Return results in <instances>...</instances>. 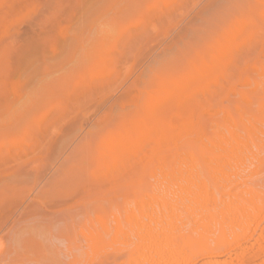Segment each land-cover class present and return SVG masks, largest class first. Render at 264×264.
I'll return each mask as SVG.
<instances>
[{
	"label": "rangeland",
	"instance_id": "obj_1",
	"mask_svg": "<svg viewBox=\"0 0 264 264\" xmlns=\"http://www.w3.org/2000/svg\"><path fill=\"white\" fill-rule=\"evenodd\" d=\"M191 195L264 264V0H0V264H150Z\"/></svg>",
	"mask_w": 264,
	"mask_h": 264
},
{
	"label": "bare ground",
	"instance_id": "obj_2",
	"mask_svg": "<svg viewBox=\"0 0 264 264\" xmlns=\"http://www.w3.org/2000/svg\"><path fill=\"white\" fill-rule=\"evenodd\" d=\"M208 63H209V61H208ZM208 63H206L207 66H208ZM212 63L214 64V62H211V64ZM206 64H203V66ZM203 66H202V69L200 70L201 72L205 71V69L203 70ZM211 68H213V66ZM207 72H208V70H207ZM202 74H204V73H202ZM193 75L194 74L192 72L191 76H193ZM174 77H175V74H174ZM189 77H188V79L186 78L185 80L183 77L180 80L184 81V85L186 83V86H187V83L189 82ZM180 78H181V76H180ZM176 80H177V77H176ZM186 80L188 82H186ZM192 80H193V78L191 79V81ZM166 81H169V80H166ZM169 84H171V83H169ZM177 84H178L177 85L178 88H180V87L183 88V86H181V84L179 85V80H178ZM174 85L175 84L173 83V86ZM188 85H190V84H188ZM169 87L172 90L171 85ZM173 88H177V87H173ZM169 91H167V93ZM165 96H166V92H165ZM143 126H142V128H143ZM168 126H169V124H168ZM170 126H171V124H170ZM155 127L158 128L156 126V124H155ZM185 127H187V126L185 125ZM142 128L140 127V129H142ZM149 129L150 128H148V130ZM144 132L145 131H143V134H144ZM159 132H160V129H159ZM153 133L155 134V132H153ZM156 134H158L157 131H156ZM212 137H214V136H212ZM137 138L138 137H136V139ZM141 139L142 138L139 137L137 140H135V143H134V138H133V141H131L129 138L119 135L118 137H116V136L114 137L113 142L118 146H123L127 149H129L131 147L130 149H133L136 147V144ZM197 139L200 140L199 137ZM202 139H203V137H202ZM133 143H134V145H133ZM200 144H201V142H200ZM211 147H213V146H211ZM214 152L215 151H213V153ZM203 157H204V160L207 159V158L205 159L204 155H203ZM214 159H215V157H214ZM202 192H204V190ZM208 199H212V198L207 197L206 202H202L203 199L196 197V195H191V197L189 199V203L186 204L184 207L185 212L187 214H189L188 217L191 216L190 218H192V220H194V222H193L194 224H191L190 228H188V227L183 228L181 225H179L180 228L175 226V223L178 222V220L176 221L177 216L172 211H169V213H167V214L165 212L162 213L161 216L162 217L164 216L165 219L167 220V222H165V223H164V221L162 222V219L159 217L160 214H158V212L154 213L156 215H151L149 222L151 221L153 223L152 226L149 224L150 226L148 229L143 224V226L146 229H148L145 238L147 239V241H149V243H150L149 245H151V246L147 248L146 253L145 252L142 253V259H143L144 255L148 254L152 258L150 261V264H246L247 259H248V253L253 254L254 252L261 251V249H262L261 247H258L255 249L253 248L254 250L252 249L251 252H250L251 249L248 251V247H246V248L240 247L238 250V244L237 243H239L241 240H243L248 235L249 231H254L257 228L256 225H255V228L253 227L254 229L250 226V225H252V223H251L252 220L250 218L251 212H249L246 207L242 206L240 203H228V204L224 205V207H222L223 211L219 215L218 212L216 211L217 205L215 203V200L212 203V201H209ZM166 208H168V204H167ZM189 208L191 211L188 210ZM257 210L260 211L261 207H257ZM200 213H203V214L198 216V214H200ZM163 214H165V215H163ZM179 214H181V213H179ZM179 217H181V216H179ZM199 221H200V223H197ZM149 222L147 221V223H149ZM182 223L184 225L183 221H182ZM215 223H218V225H215ZM145 224H146V222H145ZM185 226H186V224H185ZM181 228H183V229L181 230ZM258 237H263V236L259 235ZM119 250L120 249H117V251H119ZM219 251H226L227 254L229 255V259H227L225 261H220V259H219L220 255L216 254ZM250 256H251V254H250ZM145 257H147V256H144V258ZM142 259H141V261H142ZM142 263H143V261H142Z\"/></svg>",
	"mask_w": 264,
	"mask_h": 264
}]
</instances>
